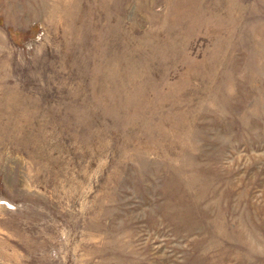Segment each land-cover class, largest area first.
Segmentation results:
<instances>
[{
  "label": "rangeland",
  "instance_id": "374dc122",
  "mask_svg": "<svg viewBox=\"0 0 264 264\" xmlns=\"http://www.w3.org/2000/svg\"><path fill=\"white\" fill-rule=\"evenodd\" d=\"M0 264H264V0H0Z\"/></svg>",
  "mask_w": 264,
  "mask_h": 264
}]
</instances>
